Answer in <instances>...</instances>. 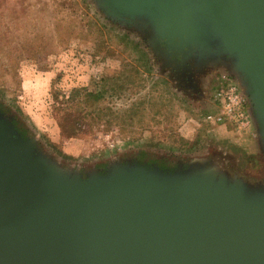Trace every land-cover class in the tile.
Wrapping results in <instances>:
<instances>
[{
    "label": "water",
    "instance_id": "1",
    "mask_svg": "<svg viewBox=\"0 0 264 264\" xmlns=\"http://www.w3.org/2000/svg\"><path fill=\"white\" fill-rule=\"evenodd\" d=\"M102 1L171 56L221 59L264 143V0ZM110 170L81 180L0 117V264H264V187L209 162Z\"/></svg>",
    "mask_w": 264,
    "mask_h": 264
},
{
    "label": "rangeland",
    "instance_id": "2",
    "mask_svg": "<svg viewBox=\"0 0 264 264\" xmlns=\"http://www.w3.org/2000/svg\"><path fill=\"white\" fill-rule=\"evenodd\" d=\"M124 20L115 19L102 0H0V59L11 70L0 68V117L25 130L28 139L35 138L39 149L48 154L46 140L52 141V130L57 128L52 107L65 106L72 88L91 89L102 77L115 75L124 61L138 56V51L131 49L135 43L139 50L145 49L153 57L146 89L151 82H157L156 95H163L164 101L171 100L173 114H177L176 134L188 142H198L200 136L202 141L184 151L175 145L171 148L172 139L167 140L162 130L164 124L150 123L144 129L136 122L129 126L117 108L127 106L139 96L126 93L110 104L104 103L106 116L94 123L89 136L75 140L80 146L75 142V149L69 154L63 149L73 159L66 160L63 166L79 168L81 180H87L91 172L107 176L112 172L111 164L146 168L143 157L167 158L172 165L177 164L176 170H183L192 161L209 162L216 171L242 180L250 190L264 187L260 138L241 137L228 125H209L205 121L213 111L210 98L219 77L215 62L221 59L212 58L208 52L190 53L185 59L171 56L152 35L138 29L139 23L130 25ZM87 22L101 30L103 39L88 33ZM42 36L52 39L45 42L49 46L40 54L43 59L16 64L1 54L11 51L9 56H15V51L25 46V39L29 49L38 50L43 45L37 38ZM13 68L15 76L10 74ZM144 92L147 91L142 90L141 95ZM244 154L252 161L244 159ZM96 165L105 169L88 168Z\"/></svg>",
    "mask_w": 264,
    "mask_h": 264
},
{
    "label": "trees",
    "instance_id": "3",
    "mask_svg": "<svg viewBox=\"0 0 264 264\" xmlns=\"http://www.w3.org/2000/svg\"><path fill=\"white\" fill-rule=\"evenodd\" d=\"M87 25L89 28L88 33L91 34V36L94 37V35H96L97 39L98 36H100V39H103V33H101L100 29H95L91 22H87ZM69 30L70 28L67 29V31ZM69 34L70 32H68V35ZM119 39L121 42L123 41L121 36ZM37 40L38 42L40 41V45H43V47H39L38 50L34 49L32 46H30L32 49H29V43L27 39H25V46L18 48L15 51V56H9L8 53H12L11 51L3 52L1 54H3L6 59L15 61L16 64L27 59H39L38 57H41L40 54H44L48 49L49 44H46L45 42L47 40L52 41V39L42 36V38H37ZM132 46V50L134 49L138 51V56L132 58L130 62L124 61L115 75L102 77L98 83H95L94 86H92L91 89L83 87L72 88L70 90V98L65 103V106L61 108L52 107V116L58 129V140L54 142L47 139L45 145L48 151H50L48 153H50L52 157H59L64 162L66 160H73L71 156L64 153L62 142L68 140H83L84 137L89 136L92 133L94 123L101 121L102 118L106 116L104 114V110L106 109L104 103L110 104L111 100H118L126 93L135 97L139 96L137 98L134 97L135 99L133 100L131 99L127 106L120 109L117 108L118 112H123L124 118L129 126H132L133 123L136 122L139 128L144 129L146 128V125L150 123H153V125L156 126L164 124L165 126L162 130L167 134V136H165L167 140L172 139L171 143L173 144L171 148L177 146L181 150L184 149V151L191 150L195 145L202 141L200 136L198 142H188L176 134L175 119L177 114H173V107L170 103L171 100L166 99L164 101L163 95H156L157 82H151V87L146 89V81L147 79H150L148 74L152 71L151 65L153 57H151L147 50H139L137 44L133 43ZM98 53L100 54L101 50ZM41 59L43 58L41 57ZM1 67L5 68L4 71H11L8 70V65L0 59V68ZM12 71L13 74L11 72L10 74L15 76V69L13 68ZM53 84H55V82ZM142 90L147 92H144L141 95ZM52 93L55 95L57 90L54 88ZM55 97L56 96H53V98ZM114 119L117 120L118 115H116ZM228 126L232 127L231 125ZM13 127L23 139H28L25 130L15 124ZM258 148L260 153L263 154L264 143L261 142ZM234 149L239 151L238 148ZM176 157L179 158L181 155ZM244 157V159H248L250 162L252 161V157L246 156L245 154ZM146 165L147 169H155L164 173H175V171H180L176 170L178 167L177 164L172 165L167 158L154 160L153 163L152 161H149ZM153 165L155 166L153 167Z\"/></svg>",
    "mask_w": 264,
    "mask_h": 264
},
{
    "label": "built area",
    "instance_id": "4",
    "mask_svg": "<svg viewBox=\"0 0 264 264\" xmlns=\"http://www.w3.org/2000/svg\"><path fill=\"white\" fill-rule=\"evenodd\" d=\"M210 102L213 111L205 117L208 124L231 125L241 137H256V130L248 111V97L244 95L236 80L220 72Z\"/></svg>",
    "mask_w": 264,
    "mask_h": 264
},
{
    "label": "crops",
    "instance_id": "5",
    "mask_svg": "<svg viewBox=\"0 0 264 264\" xmlns=\"http://www.w3.org/2000/svg\"><path fill=\"white\" fill-rule=\"evenodd\" d=\"M52 135L54 136V138H52V141H54V142H56L57 140H58V129L57 128H55L54 130H52ZM75 142H77V141H72V140H68V141H63L62 143H63V149H64V151L66 152V153H71L72 152V150H74L75 149V146H74V144H76ZM76 145H79L78 144V142H77V144ZM74 146V147H73ZM80 146V145H79ZM79 148V147H78ZM57 158H59V157H57ZM59 161H60V163L63 165L64 164V161L61 159V158H59Z\"/></svg>",
    "mask_w": 264,
    "mask_h": 264
},
{
    "label": "flooded vegetation",
    "instance_id": "6",
    "mask_svg": "<svg viewBox=\"0 0 264 264\" xmlns=\"http://www.w3.org/2000/svg\"><path fill=\"white\" fill-rule=\"evenodd\" d=\"M214 75H215V73H214ZM216 78H217V77H216ZM216 78H215V79H216ZM213 84H214V83H212L211 85H213ZM212 91H213V90H212ZM141 159H142V160L145 159V161H146L147 163H148L149 161H152V163H153V161H154V160H152L151 158H148V157H143V158H141ZM88 168H99V169H102V170H103V169H105V166H103V165H101V166L96 165V166H94V167L91 166V167H88Z\"/></svg>",
    "mask_w": 264,
    "mask_h": 264
}]
</instances>
